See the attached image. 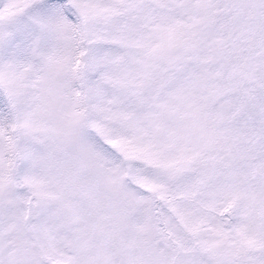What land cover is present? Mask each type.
<instances>
[{
  "label": "snow or ice",
  "instance_id": "6c2138e0",
  "mask_svg": "<svg viewBox=\"0 0 264 264\" xmlns=\"http://www.w3.org/2000/svg\"><path fill=\"white\" fill-rule=\"evenodd\" d=\"M0 264H264V0H0Z\"/></svg>",
  "mask_w": 264,
  "mask_h": 264
}]
</instances>
